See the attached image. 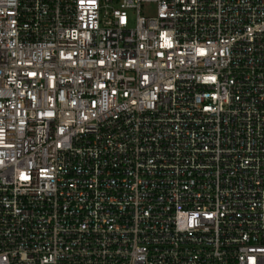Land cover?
I'll use <instances>...</instances> for the list:
<instances>
[{
    "label": "built area",
    "instance_id": "1",
    "mask_svg": "<svg viewBox=\"0 0 264 264\" xmlns=\"http://www.w3.org/2000/svg\"><path fill=\"white\" fill-rule=\"evenodd\" d=\"M0 264H264V0H0Z\"/></svg>",
    "mask_w": 264,
    "mask_h": 264
},
{
    "label": "rangeland",
    "instance_id": "2",
    "mask_svg": "<svg viewBox=\"0 0 264 264\" xmlns=\"http://www.w3.org/2000/svg\"><path fill=\"white\" fill-rule=\"evenodd\" d=\"M154 12V7L151 5H143L142 6V14L145 16H150ZM129 19H130V27H135L136 25V19H137V14L134 11L129 12Z\"/></svg>",
    "mask_w": 264,
    "mask_h": 264
}]
</instances>
